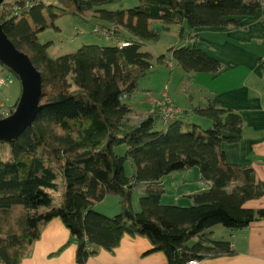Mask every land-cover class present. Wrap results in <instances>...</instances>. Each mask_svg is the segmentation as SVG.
Instances as JSON below:
<instances>
[{"label":"trees","instance_id":"obj_1","mask_svg":"<svg viewBox=\"0 0 264 264\" xmlns=\"http://www.w3.org/2000/svg\"><path fill=\"white\" fill-rule=\"evenodd\" d=\"M118 2L6 0L0 7L3 32L29 57L42 83V110L33 126L11 143L0 142V264H21L41 226L55 218L76 241L77 264H86L96 252L92 248L112 252L123 235L146 238L152 248L145 254L161 252L167 264L233 256L228 242L210 239V230L234 231L264 220V209L243 207L264 196V182L253 169L228 163L221 148L241 138L238 113L209 99L183 112L208 122V129L179 117L159 128L155 111L141 117L129 105L139 81L152 70L149 53L141 50L145 42L158 40L150 22L190 30L237 26L241 17L264 9V0H137L131 8L115 10ZM86 13L126 35L119 40L117 31L101 27L112 44H85L51 58L50 43L42 44L39 34L56 29L54 21L62 16L87 22ZM170 54L187 80L222 68L194 38ZM127 163L134 169L130 174ZM193 169L208 189L192 195L191 206L163 204L164 178ZM137 186L144 189L139 211L132 204ZM110 194L119 198L114 216L94 209Z\"/></svg>","mask_w":264,"mask_h":264},{"label":"crops","instance_id":"obj_2","mask_svg":"<svg viewBox=\"0 0 264 264\" xmlns=\"http://www.w3.org/2000/svg\"><path fill=\"white\" fill-rule=\"evenodd\" d=\"M263 16L264 9H260L254 16L241 17L237 26L197 28L189 32L188 37L185 38V44L189 38H194L197 48L215 58L222 68L215 75L208 73L189 75L188 80L195 83L198 90V104H188L183 110V112L189 111L192 107L206 104L209 99H214L223 109L238 113L242 120L241 138L233 144H222L221 148L228 163L253 169L261 182H264ZM138 89L133 99L131 98L132 101H129V105L135 115L142 117L154 112V104H151L148 97L145 101L141 100L137 104L138 107H135L133 101L136 100ZM16 100L15 95L10 98V107ZM147 102L150 104L148 105ZM181 116L180 119H182ZM196 121L209 124L198 118ZM159 126V128L164 127L161 124ZM195 170L197 169L187 173L192 174ZM197 172L189 178L194 179L193 181L185 178V184H188L189 189L185 190L182 196L185 197L188 206L192 205L190 199L192 195L208 189V186L199 182V171ZM142 192H144L143 187ZM163 204L176 205L175 203ZM243 207L254 211L264 209V196L247 201ZM133 208L135 209L134 205ZM112 211L115 215L119 212L116 203ZM209 237L214 241L228 242L234 255L204 259L197 261V264H264V220H255L247 227L234 231L215 226L210 230ZM76 247V241L71 238L62 221L55 218L41 226L39 238L30 246L21 264H77ZM151 248L152 245L144 237L123 235L112 252L92 248L96 252L88 257L86 264H167L166 257L161 252L145 254Z\"/></svg>","mask_w":264,"mask_h":264},{"label":"rangeland","instance_id":"obj_3","mask_svg":"<svg viewBox=\"0 0 264 264\" xmlns=\"http://www.w3.org/2000/svg\"><path fill=\"white\" fill-rule=\"evenodd\" d=\"M37 1H40L45 5L56 4V0ZM136 3L137 0H119V2L114 4L112 8L115 10L131 8L135 6ZM97 17L98 16L94 13H86L84 18L87 22L70 15L59 17L54 21L56 29L49 28L40 33L38 36L39 41L42 44L50 43L49 55L51 58H56L67 53L75 52L78 48L85 44H112L110 41L105 39L101 33H98L103 28L110 29V31H117V34L115 35L117 36L116 39L119 40H122L120 37L121 35H126L127 32L124 29L105 23ZM150 27L154 32L158 33V40L145 42L141 50L149 53L151 57L152 70L148 76L139 81L138 95L136 100L133 101V104L135 107H138L137 104L141 100L145 101L149 97L148 100L152 102L151 104H154L155 107L157 102L164 98H168L174 106L182 111H179L180 118L181 113H183V110H185L188 104H198L199 95L197 93L198 90L195 83H191L192 81L187 80L183 69L171 57L170 49L181 47L185 43V38L188 37L191 30L185 27V25H163L157 21L150 22ZM113 37L115 36H112V38ZM162 55L165 57L164 62L159 63L157 59ZM0 68H2L1 65ZM4 73L13 78V83L11 85L0 88V105H2L3 109H7V113H9L11 109V104H9L11 102H9V100L13 95L17 96L18 100L20 96V84L15 75L11 72L4 71ZM148 92H150V94H147ZM164 93L166 95H163ZM147 104L149 105L150 103L147 102ZM181 118L184 123L199 124L203 130L208 129V125L204 122L198 123L196 121L197 117L194 115L186 117L183 113ZM120 149L121 150H118L119 153H121L124 148L121 147ZM132 169L133 168L130 163L125 164L127 174H130ZM195 171H193L192 174L187 172L185 174V172H182L169 175L163 183L164 194L161 198V202L175 203L176 205L184 207L188 206V203L185 202V197L182 196L185 194V190L189 189L188 184H185V178L193 181L194 179L189 178H192L194 173H198L197 170ZM55 195L58 196L57 193ZM143 195L144 193L142 192L141 186L134 188L132 193V204L134 205L136 211H139L140 209L139 198ZM105 199L106 200L103 202L101 201L102 203L100 202L101 204H97L96 210L101 213L104 211V213H102L104 215L114 216L115 214L112 210L115 203L119 211L118 196L110 194L107 195ZM174 199H177L178 201H173Z\"/></svg>","mask_w":264,"mask_h":264},{"label":"water","instance_id":"obj_4","mask_svg":"<svg viewBox=\"0 0 264 264\" xmlns=\"http://www.w3.org/2000/svg\"><path fill=\"white\" fill-rule=\"evenodd\" d=\"M6 0H0V7ZM0 65L10 70L20 84V96L14 111L0 119V142L17 140L33 126L41 105V75L29 57L16 49L0 25Z\"/></svg>","mask_w":264,"mask_h":264},{"label":"built area","instance_id":"obj_5","mask_svg":"<svg viewBox=\"0 0 264 264\" xmlns=\"http://www.w3.org/2000/svg\"><path fill=\"white\" fill-rule=\"evenodd\" d=\"M98 33H101L105 38H109V34L100 31ZM5 70L0 68V88L9 86L13 83V78L10 75H7L4 73ZM155 113L158 116L159 123L162 125L167 124L168 122H171L179 117V110L176 106L173 105V103L168 99L164 98L161 101L157 102L155 107ZM9 115L7 113V109H3L0 107V119L5 118ZM87 250L90 249V247L86 248ZM198 262L196 260H190L186 264H197Z\"/></svg>","mask_w":264,"mask_h":264}]
</instances>
